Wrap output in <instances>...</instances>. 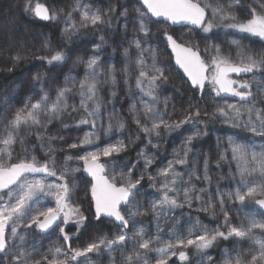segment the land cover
Segmentation results:
<instances>
[{"label": "snow or ice", "instance_id": "6c2138e0", "mask_svg": "<svg viewBox=\"0 0 264 264\" xmlns=\"http://www.w3.org/2000/svg\"><path fill=\"white\" fill-rule=\"evenodd\" d=\"M139 3L141 7L134 9L137 16L133 32L137 34L133 36L128 47H123L122 55L126 63L121 69L126 85L129 78L128 61L135 65L138 72L135 77V87L142 94L138 101L141 109H137V102H133L129 108L137 125V139L139 134L143 133L147 144L159 150L163 138L171 132L186 124H193L194 127L203 125L204 120L199 119L203 115L209 118H223L224 123L247 130L264 141V109L257 107L251 83L247 80L230 78L232 73L239 75L260 71L264 74V50H245L238 40H233L230 44L238 49L235 59L230 53L226 54L222 51L218 44H206L202 56L199 44L185 41L182 36H174L165 31L166 46L175 54L176 63L183 69L192 87L203 93L205 85L208 84L216 96H220L221 93L231 94L245 102L239 106L237 104L218 106L213 113L199 106L190 105L181 119L170 121L166 118L168 99L161 100L157 94L160 86L169 80L167 70L158 60L157 50L151 46L144 47L151 32L153 17L157 18V21L162 18L173 25H194L205 33L211 32L216 27H224L264 38V0H252L251 3H245V0H213L211 4L208 0H139ZM23 8L24 11H32L36 17L44 21L58 18L59 10L53 8L50 11L45 4L36 3L32 6L31 0H25ZM237 9L246 13L243 19L237 16ZM112 11L114 9L111 7L105 11L89 4L77 3L72 11L68 12L64 21L65 37L71 39L89 24L97 26L109 22V13ZM73 12L81 15L78 25L73 19ZM122 15L125 18L128 16L126 6H123ZM124 27L127 31V22ZM204 39L207 41L208 37ZM106 44L107 41L101 36L100 42L94 44L91 56L86 60L82 57L77 58L74 66L84 64V78L76 81L72 76L66 77L65 86L57 91L54 100L49 98L47 92H43L45 76L40 73L33 77L39 85L38 90L43 93L39 99L33 103L31 98H28L23 107L11 114V118L8 113L11 105H6L4 111L0 112V135L6 136L0 138V144L3 145L0 148V264H91L89 254L100 255L103 251L112 258V264H115L112 254L117 251L123 257V264H149L147 256L151 252L157 254L155 264H168L169 259L175 256H178L180 261H187L186 249L189 247L195 246L197 251L205 252L218 240L227 241L230 238H235L237 242L247 239L250 244L247 249L237 251L234 259L227 258L229 253L225 249L223 264H264V221L254 217L248 218L246 214V222L241 223L240 226H233L225 208L227 198L230 202L238 201L241 205L246 199H250L264 209V198H256L264 197V143L244 144L229 138L232 159L238 162L239 178L235 190L226 195L217 188L216 202L213 203V194L209 190L211 177L207 158L203 162L202 177L195 168H186L184 172L178 170L188 163L190 153L196 155L193 153V141L206 135V129L196 130L189 135L183 141L180 150L174 152L173 159L163 168L158 169L155 176L147 173L146 170L155 162L156 156L144 150L138 153L137 162L143 160L145 173L135 177L133 176L135 164L124 165L127 169L125 171L112 161L101 163V157H111L126 151L133 143L132 140L129 144H125L123 140L109 143L102 149L86 151L85 154L78 156L77 159L83 162V170L94 181L90 188L94 202L93 215L97 221L102 217L110 218L116 226V235L113 238L102 236L84 248H73L70 243H66L64 246H50L47 252H41L39 242L26 247L30 229L47 233L55 225V229L59 230L64 241L67 242L71 237L65 231V227L73 223L79 230V226L87 219L80 205L74 203L72 193L75 182L73 180L71 185L69 182V176H74L81 169L79 167L70 169L65 164L59 171L57 170L55 149L52 147V142L57 137L48 136L47 127L53 119H58L70 107L72 111L77 110L75 105H69L68 97L73 88L78 86L79 107L85 113V118L80 119L79 124H90L93 129L97 128V117L100 116L103 104L100 96L101 87L111 83L112 88L115 89L117 81L115 65L109 63L105 70V64L101 62L103 46ZM133 46L137 50L134 60L130 56V48ZM115 51L116 49L113 48V54ZM14 59L19 61L21 57L16 56ZM38 59L52 65L54 62H64L66 57L63 51H56ZM148 59L151 60L150 64ZM110 95L116 98L117 92L113 90ZM144 96L149 97L151 103L144 100ZM160 104L163 108L158 107ZM113 119L115 124L110 122L106 131L112 132L115 127L123 132L126 125L122 117L118 113H113L110 114L109 120ZM22 132L25 135L35 133L41 147L47 146V160L41 162L35 156L13 159L12 146L19 142L23 147ZM96 139L98 136L95 133H87L78 140V143H72L69 147L92 145ZM72 159V156L66 158V160ZM225 159L221 157V160ZM196 163L194 159L193 164ZM219 166L220 161H217V168ZM38 174L40 178H37ZM47 176L56 177L61 183H49L46 180ZM146 176L149 181L148 186L160 193V196L153 199L148 207L138 199L142 195L141 186ZM232 178L236 179V177ZM201 179L207 181L209 187L197 188L193 181ZM47 196L54 198V206L42 204V199ZM193 201L200 202V211L209 212L213 216L217 214L218 204L219 212L223 214L224 224L227 227L224 230L219 228L209 230L197 222V225L193 226L196 235H193L190 229L185 237L177 234L174 240L162 241L159 235L152 236L146 233L143 227L137 226L138 217L151 213L159 232L162 219L166 221L173 209L182 208L185 204L191 207ZM130 223L133 228L131 234L128 231ZM257 229L260 230L259 235L255 231ZM157 242L161 246L153 248L152 245ZM129 245L131 252L127 253L125 250ZM202 264H215V261L211 256L202 257Z\"/></svg>", "mask_w": 264, "mask_h": 264}, {"label": "trees", "instance_id": "16d2710c", "mask_svg": "<svg viewBox=\"0 0 264 264\" xmlns=\"http://www.w3.org/2000/svg\"><path fill=\"white\" fill-rule=\"evenodd\" d=\"M46 4L51 11L53 8L59 10L58 18L56 20L44 21L35 16L32 11H24L23 5L25 0H0V112L4 111L6 105H11L8 109L9 118L16 109L23 107L24 103L31 98L34 103L43 94L38 90L39 85L33 80L37 74H44L45 80L43 82V92H47L49 98L54 100L57 91L65 86V78L72 76L76 81H80L85 75L84 64H76L74 62L78 57L87 59L93 54V46L100 42V37L103 36L107 44L103 46L102 63H111L115 65L117 71V81L115 89L112 88L111 83H106L101 87L100 96L103 99V104L100 110V116L97 117V128L93 129L90 124H79V120L85 118L83 109L79 107L80 97L78 95V86L73 88L68 97L69 105H75L77 110L72 111L71 107L63 112L58 119H53L52 123L47 127V135L57 137L52 142V147L55 149L56 167L59 171L65 164L71 168L79 167L81 170L76 172L74 176H69L70 185L72 181L75 182L73 190L74 203L81 207L84 216L87 217L84 223V229L81 236L71 241V245L76 241L77 243H84L86 241L93 242L102 236L112 238L113 232L116 229L115 224L110 219L102 217L97 221L93 215V203L90 196L91 180L83 174V162L77 157L85 154L86 151H96L106 147L109 143H116L123 140L125 144L129 145L126 151L114 154L111 157H101V161H112L124 168V165H133V176H138L145 173L143 160L138 161V153L144 150L148 153H154L156 156L155 162L147 168L146 172L155 176L157 170L163 168L168 161L174 157V152L180 150L183 141L196 130H205L207 134L201 136L199 139L193 141V153L189 154L188 163L181 166L178 170L184 172L185 169H193L198 174L203 175L204 159L208 160V172L211 177L210 191L212 192L213 203L216 202V190L219 188L220 192L225 195L234 191L237 186L239 178L238 162L232 159L231 145L228 143L229 138L244 144L254 143L260 145L264 143L260 137L254 136L252 133L244 129L232 127L228 123L223 122V118H209L202 115L204 120L203 125L193 126V124H186L178 130L171 132L163 138V143L159 150H156L147 144V139L143 133L139 134L137 139V125L133 121L132 113L129 108L133 102H137V109H141V104L138 102L142 94L135 87V77L138 72L135 65L129 63V78L126 85L125 77L121 74V69L124 68L126 59L122 55L123 47H128L129 42L137 33L133 32L135 19L137 13L134 11L140 8L141 5L137 0H41ZM211 4L213 0H208ZM252 0H245V3H251ZM89 4L94 8H99L107 11L110 7L114 11L109 13L110 21L97 26L89 24L87 28H82L71 39H67L64 35V28L66 27L65 19L67 14L72 11L77 4ZM123 6L128 8V16L125 18L122 15ZM236 14L240 19H243L246 13H242L239 9ZM80 13L73 12V19L78 22ZM151 32L147 37V43L144 47L151 46L157 50L158 60L163 63L166 68V74L169 76L167 83L162 84L157 90V94L161 100L168 99V108L166 118L170 121H176L183 117L185 110L189 106H199L206 109L209 113L215 112L216 107L225 104H237L238 106L245 103L240 100L231 99L222 95L216 96L214 91L209 89L201 93L198 89L191 86L187 78L175 67L169 48L166 46L164 32L173 34L174 36H183L185 41L191 43L202 44L203 49L206 44H218L222 51L226 54L230 53L232 58H236L238 49L231 45L230 42L238 40L240 44L247 49L264 50V42L252 39L246 36L232 35L227 32H220L222 29L215 28L209 33V36H202L203 30L192 28L190 26L171 27L164 21H157L152 18ZM127 22V31H125V23ZM78 25V24H77ZM218 32V33H215ZM142 35V34H140ZM200 35V36H199ZM199 37L201 38L199 40ZM205 37H208L205 41ZM113 48L116 49L113 54ZM56 51H63L66 59L62 63L54 62L52 65L46 63L38 57L49 56ZM137 50L135 47L130 48V56L134 60ZM16 56L21 57L19 61L15 60ZM147 58V53L145 54ZM148 63L151 60L148 59ZM251 83V90L256 99L258 108L264 109V74L260 71L254 72L248 79ZM115 90L117 92L116 98H112L110 93ZM238 98V97H236ZM144 100L151 103L149 97L144 96ZM163 108V105H158ZM118 113L125 123L123 132L117 130L115 127L112 132H107V126L110 122L115 124V120H109L110 114ZM143 120V115L141 114ZM101 125L103 127H101ZM87 133H95L98 139L92 145L83 147L70 148L72 143H78V140ZM21 136L24 139L23 147L17 142L12 146L13 159L25 158L35 156L41 162L48 159L47 146L41 147L40 142L36 139L35 133L25 135L23 132ZM62 137V139H59ZM0 138L6 136L0 135ZM19 140V138H18ZM155 143V141H153ZM3 145L0 144V148ZM259 150V149H257ZM68 156H72V160H66ZM225 157V160H221ZM196 164H193V160ZM217 161H220V166L217 168ZM242 165V162H240ZM119 170V169H117ZM127 171L126 168H124ZM232 177H236L233 179ZM30 179L32 177H29ZM37 178H40L39 174ZM187 179V176L185 177ZM49 183H61L56 177H46ZM197 188L209 187L208 182L201 179L193 181ZM147 176L142 182V195L138 197L145 207H148L153 199L160 196V193L155 189L150 188ZM51 197V196H50ZM261 196H257L259 198ZM206 198V197H205ZM42 204L53 206L49 201L48 196L42 199ZM200 202L193 201L192 206L188 207L185 204L182 208L173 209L168 214V219L160 221V231H157L156 221L153 219L151 213L138 217V227H143L145 232L156 236L159 235L162 241L174 240L175 235L181 237L187 236L190 229L193 235H196L194 225L203 224L209 230L217 229L224 230L227 225L224 224L223 214L219 212V205L217 204L215 216L209 212L200 211ZM225 208L229 213L230 222L233 226H240L241 223L246 222V214L248 218H256L264 221V212L258 209L250 199H246L243 205L238 201L230 202L225 199ZM83 227V226H82ZM35 228V226H33ZM23 231V229H21ZM133 231L132 225H129V233ZM257 235L260 230H255ZM71 234L77 231H68ZM202 234V233H199ZM28 244L30 246L34 242H39V250L47 252L50 246H54L60 238L56 235V229L47 233H38L36 230H28L27 236ZM221 242L214 244V248L210 253L203 255V258L211 256L215 264H223L224 250H228L229 259H234L237 251L247 249L249 243L246 240L237 242L234 238L232 241ZM161 246L158 242L152 245L153 248ZM127 253L131 252V245L125 250ZM179 251V249H177ZM188 255L187 261H180L178 256L169 259L168 264H202V257L196 260L197 257L192 258V252L186 250ZM112 256L115 259V264H123V257L119 251L114 252ZM153 253H149L147 259L149 264L152 263ZM194 260L193 262H191ZM94 264H112V258L109 257L106 251L100 255L95 254Z\"/></svg>", "mask_w": 264, "mask_h": 264}, {"label": "rangeland", "instance_id": "374dc122", "mask_svg": "<svg viewBox=\"0 0 264 264\" xmlns=\"http://www.w3.org/2000/svg\"><path fill=\"white\" fill-rule=\"evenodd\" d=\"M36 3H43V2H41V0H31V5L32 6H34ZM210 15H211V13H210V11H209V18H210ZM80 19H81V15H80V18H79V20H78V22H77V24H79V21H80ZM216 28H220V29H224V27H216ZM215 29V28H214ZM213 29V30H214ZM225 29H228V30H233V31H235V32H237V33H240L241 34V32H238L237 30H235V29H230V28H225ZM203 32V31H202ZM173 35V34H172ZM201 35V37L202 36H209V33H205V32H203V35L202 34H200ZM199 35V36H200ZM249 35H251V34H249ZM179 36H182L181 34L179 35ZM252 36H254V35H252ZM183 37V36H182ZM201 38L199 37V40H200ZM199 46H200V49H201V54H202V56H204V52H203V45L202 44H199ZM207 89H209L208 87H206L205 89H204V91H206ZM210 89L212 90V88L210 87ZM203 91V92H204ZM101 163H103L102 161H101ZM82 166H83V164H82ZM82 169H83V167H82ZM48 177V176H47ZM48 199H49V201H51V203L53 204V202H54V198L53 197H50V196H48ZM48 206V205H47ZM50 206V205H49ZM54 206V205H53ZM86 221V220H85ZM84 221V223H86ZM83 223V224H84ZM80 225L79 226V230H77V225H75V224H73V223H69L66 227H65V231L68 233V235L71 237V239L69 240V241H67V242H65L64 241V239H63V237H62V234H60L59 233V230L58 229H56V235L60 238V240L61 241H58V243H56L55 245H59V246H64L66 243H70L71 244V241L73 240L74 241V239H76L77 237H79V236H81V232H82V230L84 229V226L85 225ZM83 226V227H82ZM55 228V227H54ZM53 228V229H54ZM52 229V230H53ZM75 229V231H77V233H74V234H71V233H69L68 231H70V230H74ZM36 231L38 232V233H40L39 232V230L38 229H36ZM49 231H51V230H49ZM48 231V232H49ZM116 229H115V231L113 232V235H112V238L116 235ZM129 231V230H128ZM41 234H43V233H41ZM130 234V233H129ZM234 238H230L229 240H227V241H232ZM246 240V242L247 243H249L250 241H248L247 239H245ZM222 241V245H225V243H223V242H226L227 243V241H225V240H218L217 242H221ZM216 242V243H217ZM89 243H91V242H89V241H86V242H84V243H77V241L74 243V244H76L75 246H73V245H71L73 248H84V247H86ZM250 244V243H249ZM54 245V246H55ZM214 248V245H213V247H211V248H209V249H207L205 252H199V251H197L196 250V248H195V246H192V247H189V248H187L186 250H189V251H191L192 252V258H194V257H197L196 258V260H198L199 258H201L203 255H205V254H207V253H210V251H211V249H213ZM153 253V260H152V263H150V264H155V259L157 258V254L155 253V252H152ZM89 256L91 257V264H94V258H95V254H89ZM81 259H83V258H81ZM191 261V260H190ZM194 260H192L191 262H193Z\"/></svg>", "mask_w": 264, "mask_h": 264}, {"label": "flooded vegetation", "instance_id": "af4514ba", "mask_svg": "<svg viewBox=\"0 0 264 264\" xmlns=\"http://www.w3.org/2000/svg\"><path fill=\"white\" fill-rule=\"evenodd\" d=\"M46 5V4H45ZM48 7V6H47ZM40 19V18H39ZM155 20V19H154ZM159 21H163V20H159ZM165 22V21H164ZM178 27H181V26H178ZM193 28V27H192ZM197 29V28H196ZM220 32H227V33H230L232 35H237V36H246V37H249V38H252V39H256L258 41H261V42H264V38H261V37H258V36H252V35H249L248 33H237L233 30H228V29H222ZM215 33H218V32H215ZM171 53V51H170ZM172 55V53H171ZM172 59H173V55H172ZM173 63H174V60H173ZM175 65V64H174ZM176 67V66H175ZM177 68V67H176ZM178 69V68H177ZM179 70V69H178ZM180 71V70H179ZM181 72V71H180ZM182 75H184L182 72H181ZM253 73H248V74H244V75H237V74H230V78L232 79H240V80H246L248 79V77H250ZM209 85L206 84L205 85V88L208 87ZM204 88V89H205ZM204 91V90H203ZM222 96L224 97H227V98H231V99H236V100H239V98H236L235 96L231 95V94H225V93H221ZM55 227V226H54ZM53 227V228H54ZM52 230V229H50ZM49 231V230H48Z\"/></svg>", "mask_w": 264, "mask_h": 264}, {"label": "water", "instance_id": "95a60500", "mask_svg": "<svg viewBox=\"0 0 264 264\" xmlns=\"http://www.w3.org/2000/svg\"><path fill=\"white\" fill-rule=\"evenodd\" d=\"M138 2H139V0H137ZM41 4H44V3H41ZM47 6V5H46ZM153 19H155V20H157V18H154L153 17ZM160 20H163L162 18L160 19ZM164 21V20H163ZM166 23H168L171 27H178V26H190V27H193V28H197L196 26H194V25H190V24H175V25H173V24H171L170 22H166ZM197 29H200V28H197ZM169 34H171V33H169ZM187 46V45H186ZM169 48V50L171 51V53H172V55H173V60H174V64H175V66L184 74V76L187 78V80L190 82V80L188 79V77H187V75L184 73V71H183V69L176 63V59H175V54L172 52V50H171V48L170 47H168ZM202 55V54H201ZM232 74H235V73H232ZM239 75H244V73H241V74H239ZM191 83V82H190ZM226 94V93H225ZM83 174L86 176V177H88L90 180H91V183L92 182H94L93 181V178L87 173V172H85L84 170H83ZM90 196H91V191H90ZM260 198H264V197H259V198H257V199H260ZM91 200H92V197H91ZM92 203H93V210H94V202H93V200H92ZM256 205V204H255ZM256 207L258 208V209H260L262 212H264V209H261L258 205H256ZM104 218H107V217H104ZM108 219H110V218H108ZM55 226V225H54ZM53 226V227H54ZM50 230V229H49Z\"/></svg>", "mask_w": 264, "mask_h": 264}]
</instances>
